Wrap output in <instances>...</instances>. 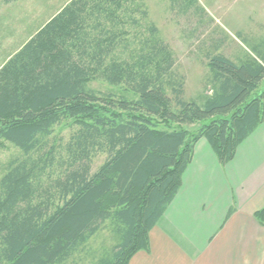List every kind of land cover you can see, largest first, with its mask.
<instances>
[{
  "label": "trees",
  "instance_id": "obj_1",
  "mask_svg": "<svg viewBox=\"0 0 264 264\" xmlns=\"http://www.w3.org/2000/svg\"><path fill=\"white\" fill-rule=\"evenodd\" d=\"M147 16L141 0H68L0 65V141L22 152L0 178V264H82L101 228L115 242L83 264H128L148 249L196 141L226 163L264 120V52L208 55L212 91L186 99ZM63 122L69 139L50 142ZM254 216L264 224V206Z\"/></svg>",
  "mask_w": 264,
  "mask_h": 264
},
{
  "label": "crops",
  "instance_id": "obj_2",
  "mask_svg": "<svg viewBox=\"0 0 264 264\" xmlns=\"http://www.w3.org/2000/svg\"><path fill=\"white\" fill-rule=\"evenodd\" d=\"M264 120L220 163L208 141L193 147L181 185L128 264H264Z\"/></svg>",
  "mask_w": 264,
  "mask_h": 264
},
{
  "label": "rangeland",
  "instance_id": "obj_3",
  "mask_svg": "<svg viewBox=\"0 0 264 264\" xmlns=\"http://www.w3.org/2000/svg\"><path fill=\"white\" fill-rule=\"evenodd\" d=\"M67 1L14 0L6 3L0 0V65ZM141 1L148 13V21L158 28V37L172 49L174 69L183 76V98L201 101L211 93L212 84L206 64L208 55L221 52L237 61L248 54L254 56L258 51L264 52V0ZM138 29L144 31V27ZM90 86L102 91L111 88L102 81H92ZM263 87L264 79L258 89ZM74 129L70 123H60L54 127L49 141L55 136L64 143ZM0 142L1 178L7 164L15 158H22V152L7 141ZM57 142L60 143V139ZM56 148L63 152L59 146ZM104 158L103 153L93 158L92 171ZM57 170L56 167L51 174L53 177ZM42 177L44 186L47 176L44 174ZM114 242L109 229L101 228L78 256L79 262L83 264L97 259Z\"/></svg>",
  "mask_w": 264,
  "mask_h": 264
}]
</instances>
